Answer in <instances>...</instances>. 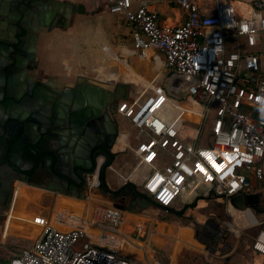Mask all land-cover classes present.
I'll use <instances>...</instances> for the list:
<instances>
[{"label":"built area","instance_id":"2783aa9c","mask_svg":"<svg viewBox=\"0 0 264 264\" xmlns=\"http://www.w3.org/2000/svg\"><path fill=\"white\" fill-rule=\"evenodd\" d=\"M107 1L111 13L124 14L135 48L161 52L170 72L165 84L158 74L135 99L118 104L117 113L140 139L133 146L130 133H120L127 140L124 149L138 161L120 178L166 211L183 196L229 203L253 182L264 183V53L252 51L262 45L264 0H174L185 14L175 25L162 22L147 3ZM187 115L200 117L193 139L184 137ZM158 151L170 164L156 166ZM40 225L32 245L0 264H149L98 245L84 227L63 228L50 218ZM94 225L121 232L123 211L101 204ZM253 227L252 249L264 256V221ZM100 240H106L104 233ZM197 258L189 254L182 264H201Z\"/></svg>","mask_w":264,"mask_h":264},{"label":"crops","instance_id":"0c3cea01","mask_svg":"<svg viewBox=\"0 0 264 264\" xmlns=\"http://www.w3.org/2000/svg\"><path fill=\"white\" fill-rule=\"evenodd\" d=\"M54 1L62 3L61 8L66 17H62V19L58 20L53 25L52 30L46 28L37 36L35 43L36 58L33 63L35 70L29 72L35 81L50 84L55 90L73 87L77 82H81V84H93L103 91L116 93L118 97L121 98L120 101H132L135 99L133 98V94L135 92L137 94V92L144 89L145 82L152 81L158 74H160L159 84L166 83L170 72L165 67L164 55L156 50L142 51L136 49L132 30L124 14L111 13L107 0ZM142 2L147 3L151 9L158 12L160 19L165 24L175 25L184 20V12L175 4V9L159 7V5L152 0H134V5L136 6ZM97 5H99L98 12L93 10ZM158 8L160 11L162 10L164 12L161 11L160 13L157 10ZM169 9L173 10L175 13L174 19L170 16H166L167 10ZM162 13H165V15ZM106 14L110 17L107 22L105 21ZM114 15H118L119 17L115 18ZM95 21H97V23H95ZM122 26H125V29H123ZM115 33H121L123 36L116 45L113 43V35ZM133 56H137L141 62L147 61L148 64L154 62L153 68L156 69L155 73L147 77L133 68L129 63V59ZM116 72H118V75L115 74ZM133 77H136L142 82V87L135 88ZM113 79H115V82L112 81ZM120 136L121 134L119 137ZM128 143L130 144V139ZM124 150L126 151L128 149ZM118 156L119 154L116 156L114 162ZM2 167L0 163V171ZM134 168H132L126 176H129ZM136 176V180L141 181L142 175L139 176L137 173ZM121 181L119 186L114 187L108 181V174L106 175L107 185L112 191L126 184L122 179ZM255 183L257 182H253V184ZM253 189L254 191L247 190L245 194L256 195V206L259 205V207H247L244 211L247 213L248 209H253L261 213L264 211V192L259 189ZM15 191L12 205L6 208L0 207V226L1 221L7 218L10 225H18L15 235L17 239L32 240L34 238L25 248L32 245L34 241L40 237L42 233L40 223L50 218L51 222L63 228L84 227L92 237V240L98 245L117 250L127 257L136 258L128 253L127 242L136 240L142 241L141 236H137L138 230L135 227L138 226L142 230V227L146 228L145 223L152 219L151 215L132 213L133 215H131V217L135 216L136 218L135 225L130 226L126 224L125 221V226L121 232L107 228L101 230L94 225V215L98 207L95 201L86 200L84 206L82 203L74 202L73 205L70 206L67 196H63L59 192L47 188L42 182L27 184L23 181H17ZM201 199H213V196L200 194L195 199L185 196L180 197V201L185 204V207L181 211L175 212H182L184 209H186V213L190 212L192 211L191 207H186L192 204L201 206ZM35 203L38 204L37 206L40 205V207L48 209V214L46 216H37V210H33L32 207L30 209L28 208V206H32ZM229 208L233 209L232 211L230 210L231 212L239 210L231 201L229 202ZM170 211H173L172 207ZM16 212L23 214L28 213L34 216V218L16 215ZM239 212L244 214L241 210H239ZM258 222H260V220ZM166 226L171 228L168 233L164 232ZM173 228L175 231L172 230ZM176 228L181 229L177 221L167 222L160 225V230L158 231L155 230V226L151 227L148 236L157 241L164 237L169 239V242L172 244L181 243V240L184 238L182 237L181 230ZM131 232L133 236L129 235ZM102 233L106 236L105 241L100 240ZM141 233H143L144 236L145 232L141 231ZM159 237L161 238L159 239ZM144 247H147V245L139 246V248L144 251L145 255L149 256V252H147ZM193 251L194 250L191 249V254L194 253ZM200 251L206 252L205 247L200 248ZM262 257L264 258V256ZM146 260L147 259H144L142 261Z\"/></svg>","mask_w":264,"mask_h":264},{"label":"water","instance_id":"95a60500","mask_svg":"<svg viewBox=\"0 0 264 264\" xmlns=\"http://www.w3.org/2000/svg\"><path fill=\"white\" fill-rule=\"evenodd\" d=\"M61 6L54 0H0V101L6 103L3 120L0 119L4 128L0 131V161L21 174L17 180L27 183L41 177L69 184L83 182L86 188H96L106 198L128 196L131 204L142 203L148 197L134 184L126 183L115 191L107 185V171L116 156L125 151L115 149L118 139L104 146L110 160L101 167L96 146L82 147V126L87 118L95 119L102 108L111 120L121 98L81 82L74 84L71 91L55 90L29 74L35 70L37 36L46 28L52 30L58 20L66 17ZM64 104H73L71 109H76L67 130L59 129ZM94 177L98 183L92 185L90 178ZM254 196L240 194L231 198V203L242 211L252 207L251 203L245 205L244 199ZM114 205L125 210V205Z\"/></svg>","mask_w":264,"mask_h":264},{"label":"rangeland","instance_id":"374dc122","mask_svg":"<svg viewBox=\"0 0 264 264\" xmlns=\"http://www.w3.org/2000/svg\"><path fill=\"white\" fill-rule=\"evenodd\" d=\"M152 1H155L159 7L175 9L174 0ZM98 6L99 5L95 6L93 10L98 12ZM170 9L167 10L166 16H170L174 19L175 13ZM157 10L160 13L162 11H160L159 8ZM162 14L165 15V13ZM114 17L118 18L119 16L114 15ZM109 18L108 14H106L105 21L107 22ZM95 23H97V21H95ZM122 28L125 29V26H122ZM121 38H123L121 33H115L113 35V43L116 45V43L120 42ZM252 51L264 53V33L262 34V45ZM129 63L133 68L147 77L152 76L156 71V69L153 68L154 62L150 64H148L147 61L141 62L137 56L130 58ZM115 74L118 75V72ZM112 81L115 82V79ZM133 83L135 88H140L143 85L136 77H133ZM139 93L140 92H137L136 94L135 92L133 98H136ZM115 118L119 126V132L130 133V144L136 146L140 139L136 137L137 131L131 122L118 113H116ZM199 123L200 117L195 115L186 116L183 123L184 137L186 139L194 138ZM137 162L136 157L130 149L119 154L116 161L107 171L108 181L111 185L114 187L119 186L122 182L120 175L126 176L128 172L137 165ZM153 162L158 168H162L164 164H170V157L163 151H158ZM138 175L141 176L142 171H140ZM253 188L264 192V183H255L247 186L246 190L254 191ZM139 190L143 191L141 187H139ZM75 198L78 199L77 197ZM84 200L95 201L98 206L101 204L115 206L114 204L116 202L120 203V200H113L111 196L107 198L102 196L96 188L86 190ZM201 200V206H195V204L187 206L186 208L191 207L192 211L186 213V209L182 212H175L181 211L185 207V204L181 203L180 198L173 204V211H166L147 199L142 203L136 202L135 204H131V199L128 196L122 197V201H124L125 205V210L122 211L126 224L130 226L136 224L135 216L131 217V215H133L132 213L151 215L152 218L145 223L146 228L141 226V230L140 227H135L138 230L137 236H141L142 241L136 240L127 242L128 253L140 260L147 259L146 261L149 264H182L185 262L186 256L191 254V249L194 250L193 254L198 256V262L205 264H264V258L256 254L252 249V237L256 234L258 228H249L250 225L257 223L259 220H264V211L259 213L256 210L248 209L247 213L242 214L239 210L231 212L233 209L229 208V203L223 198L213 197V199ZM37 205L38 204L35 203L32 206H28V208L30 209L32 207L33 210H37V216H46L48 214V209ZM16 215L34 218V216L28 213L23 214L16 212ZM8 221L9 220L5 218L1 221L0 226V262H7L12 254L18 253L29 245L30 241L34 240V238L32 240L17 239L15 235L18 225H10ZM172 221H177L181 227V229L176 228L182 232V237L184 239L181 240V243L172 244L169 242V239L164 237L158 241L149 238L148 235L151 227L155 226V230L158 231L160 230V225ZM209 223L219 226V231L223 233L220 240L214 241L203 234L202 230ZM170 229L169 226H166L164 232L168 233ZM172 230L175 231L174 228ZM141 231L145 232L144 236ZM129 235L133 236L132 232L129 233ZM160 238L161 237H159V239ZM142 245H147L150 259L148 255H145L144 251L139 248V246ZM204 247L206 252H201L200 248Z\"/></svg>","mask_w":264,"mask_h":264},{"label":"flooded vegetation","instance_id":"af4514ba","mask_svg":"<svg viewBox=\"0 0 264 264\" xmlns=\"http://www.w3.org/2000/svg\"><path fill=\"white\" fill-rule=\"evenodd\" d=\"M49 87L54 89L50 84ZM74 87L70 88H64L67 91L73 90ZM17 92V89L15 90ZM67 106V107H66ZM73 106L68 104H64L63 107L60 109V124L59 129L61 130H67L69 120L73 119L74 115H76V109L72 110L71 107ZM6 107V103H3L0 101V119L3 120V114L4 109ZM114 108V106H112ZM98 112V111H97ZM99 114L95 119H88L85 122V124L82 126V133L85 134V140H83L82 147H88L91 145L96 146L98 149V165L99 167L103 166L105 163H107L110 160V157L105 153L104 146H110L112 143H114L118 137H119V126L117 123V120L115 118V115H111V120H108L107 116L104 114V110L101 108L98 112ZM0 131H4V128L2 125H0ZM92 155V154H91ZM1 165L3 166L0 171V207L6 208L9 205H12L13 197L16 190V182L17 181H23L17 180L20 178L21 174L14 171L9 165L3 164L0 161ZM110 169V168H109ZM24 182V181H23ZM35 182H42L43 185H45L47 188L51 190H55L59 192L63 196H67L70 198H74L75 202L82 203L84 206L85 200H79V198H83L85 196V191L89 190L91 188H86L83 182L80 184H69L64 181L55 180V179H46L45 177L37 178L34 181H31L27 184H32ZM97 177L93 178V181L91 184H96ZM77 197L78 199H76ZM257 196L250 197L249 200L244 199V204L248 205L251 203V206H256V204L253 205V203L256 202ZM120 200L116 203L124 205V201H122V197L115 199ZM147 200H150V198H147ZM70 203V200H68ZM151 201V200H150ZM131 202V201H130ZM237 202H242L241 200H238ZM257 203V202H256ZM9 206V207H10ZM203 234L206 237H210L214 241H218L222 238V232L219 231V226H215L213 223L207 224L204 229L202 230Z\"/></svg>","mask_w":264,"mask_h":264},{"label":"bare ground","instance_id":"6f19581e","mask_svg":"<svg viewBox=\"0 0 264 264\" xmlns=\"http://www.w3.org/2000/svg\"><path fill=\"white\" fill-rule=\"evenodd\" d=\"M127 142L125 140V137L123 135H121L119 138H118V142H117V145L115 147L116 150H123L126 146ZM91 181H93V178H90ZM69 200H70V206L73 205V203L75 202L74 201V198H70V197H67ZM83 201V200H82ZM144 249L148 252L147 250V247H144ZM149 257V256H148ZM150 259V257H149Z\"/></svg>","mask_w":264,"mask_h":264},{"label":"snow or ice","instance_id":"6c2138e0","mask_svg":"<svg viewBox=\"0 0 264 264\" xmlns=\"http://www.w3.org/2000/svg\"><path fill=\"white\" fill-rule=\"evenodd\" d=\"M217 167H220L219 165H217Z\"/></svg>","mask_w":264,"mask_h":264}]
</instances>
